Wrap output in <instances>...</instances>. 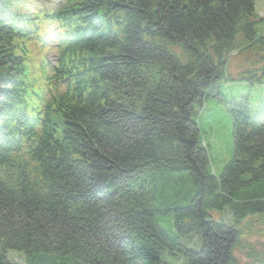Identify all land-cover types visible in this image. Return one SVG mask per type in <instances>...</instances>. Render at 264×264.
I'll return each instance as SVG.
<instances>
[{"label": "trees", "instance_id": "trees-1", "mask_svg": "<svg viewBox=\"0 0 264 264\" xmlns=\"http://www.w3.org/2000/svg\"><path fill=\"white\" fill-rule=\"evenodd\" d=\"M260 23L254 0H0V264H232L264 232ZM209 98L232 119L218 177Z\"/></svg>", "mask_w": 264, "mask_h": 264}, {"label": "rangeland", "instance_id": "rangeland-1", "mask_svg": "<svg viewBox=\"0 0 264 264\" xmlns=\"http://www.w3.org/2000/svg\"><path fill=\"white\" fill-rule=\"evenodd\" d=\"M187 3L188 0H182ZM256 18L261 21L258 25V31L264 36V0H254ZM251 113L253 115L264 111V96L255 97L250 102ZM198 126L201 130V136L207 143V154L210 161L211 172L218 177L225 165L234 157V143L232 137V119L229 112L222 110L221 104L215 98H209L204 102V108L201 113ZM215 219L223 217L227 223L232 222V216L228 209L222 214L215 212ZM261 216H258V218ZM246 221L242 223L244 226ZM226 223V225H228ZM162 227L168 230H174L173 227L161 223ZM264 229V224L260 225ZM183 244L194 252H199L203 246L201 235H188L182 238ZM255 250L257 253L252 252ZM234 262L232 264H244L250 259V256L258 258L264 257V232L251 233L244 228V234L241 242L234 249ZM168 259L169 256L165 255ZM8 259L12 264H25L23 255L18 252L11 251ZM167 262H178V257L168 259ZM182 260V259H181ZM183 261V260H182Z\"/></svg>", "mask_w": 264, "mask_h": 264}]
</instances>
